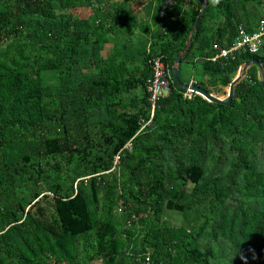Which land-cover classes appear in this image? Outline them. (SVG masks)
Here are the masks:
<instances>
[{"label":"trees","instance_id":"obj_1","mask_svg":"<svg viewBox=\"0 0 264 264\" xmlns=\"http://www.w3.org/2000/svg\"><path fill=\"white\" fill-rule=\"evenodd\" d=\"M201 3L0 0V264H139L147 251L162 264H264L257 67L228 104L172 81L146 123L147 60L170 72L186 42L184 84L224 93L254 58L264 80V36L254 53L207 59L257 28L264 0H206L194 24Z\"/></svg>","mask_w":264,"mask_h":264},{"label":"built area","instance_id":"obj_2","mask_svg":"<svg viewBox=\"0 0 264 264\" xmlns=\"http://www.w3.org/2000/svg\"><path fill=\"white\" fill-rule=\"evenodd\" d=\"M264 36V17L258 21L257 28L251 32H246L241 26L238 27V34L235 41L228 47L219 48L218 52L210 59L215 60L218 57H226L233 55L236 51H247L254 53L260 45L261 38ZM150 68V75L146 79L145 90L147 93V101L149 103V118L150 120L156 101L159 97L164 96L170 89L172 82L170 72L166 64L161 60L160 56H152L147 60ZM193 81L190 80L188 85L184 88L183 96L190 97L192 95H200V92L192 87ZM124 147H129V142L125 143ZM119 152L113 156V165L119 160ZM113 166L111 167V169ZM121 209V205L117 206V210ZM139 264H162L161 262H153L150 259L149 251L144 253L142 260Z\"/></svg>","mask_w":264,"mask_h":264},{"label":"water","instance_id":"obj_3","mask_svg":"<svg viewBox=\"0 0 264 264\" xmlns=\"http://www.w3.org/2000/svg\"><path fill=\"white\" fill-rule=\"evenodd\" d=\"M205 4H206V0H202L201 7H200V9L198 11V14H197L196 18H195V23L194 24H196L197 18L199 16V14L202 12ZM188 44H189L188 42H186L184 44L182 50L174 57L173 63L171 65V67H170V74H171V78H172L173 82L177 86H179L181 88H184L186 86V84H184L183 82H181L178 79L177 70H178V64H179L180 58L186 52ZM251 64H254L258 68V71H259V74H260V84H261L262 88L264 89V80H263V74H262V67H261V64L259 63V61L257 59H255V58L254 59H250L248 61H245V62H243L242 64L238 65L235 68L236 74L230 80V82L228 83V85L226 87L225 100H223L222 98H220V97H218V96H216L214 94H211V93L207 92L203 88L198 87L196 85H192V87L195 88L196 90H198L200 92L201 96L204 97L205 99L209 100V101L216 102V103L228 104L230 99H231L233 86L241 79L242 76H244V73H245L247 67L249 65H251Z\"/></svg>","mask_w":264,"mask_h":264},{"label":"rangeland","instance_id":"obj_4","mask_svg":"<svg viewBox=\"0 0 264 264\" xmlns=\"http://www.w3.org/2000/svg\"><path fill=\"white\" fill-rule=\"evenodd\" d=\"M78 13V12H76ZM140 32L139 28L138 27H135L134 29V35H137L138 33ZM139 61H140V57H137L135 60H134V64L135 65H139ZM225 90V88L223 89ZM213 94L217 95L218 97H222L224 95L223 92H213ZM161 220L163 221V223H165V225H172V226H175L178 221H179V214L176 213L175 211H167V210H163L162 213H161ZM180 221H185V216H180ZM93 264H99V262L97 261H94Z\"/></svg>","mask_w":264,"mask_h":264},{"label":"clouds","instance_id":"obj_5","mask_svg":"<svg viewBox=\"0 0 264 264\" xmlns=\"http://www.w3.org/2000/svg\"><path fill=\"white\" fill-rule=\"evenodd\" d=\"M257 24H258V23H257ZM250 33H251V32H250ZM234 41H235V40H234ZM230 45H231V44H230ZM226 47H228V46H226ZM220 48H221V47H220ZM218 50H219V49H218ZM217 52H218V51H217ZM217 52H216V53H217ZM216 53H214V54H216ZM235 53H236V52H235ZM235 53H234V54H235ZM237 53H238V52H237ZM214 54H213L212 56H214ZM234 54H233V55H234ZM212 56L208 57L207 59H209L210 61H215V60L218 59V58H225V57H218V58H216L215 60H211L210 58H211ZM226 57H227V56H226ZM242 63H243V62H242ZM242 63H240V64H242ZM240 64H239V65H240ZM237 66H238V65H237ZM257 69H258V68H257ZM245 73H246V71H245ZM245 73H244V75H245ZM235 74H236V71H235L233 77L235 76ZM258 74H259V71H258ZM170 76H171V74H170ZM233 77H232V78H233ZM242 77H243V76H242ZM232 78H231V79H232ZM171 79H172V78H171ZM259 79H260V74H259ZM190 80H191V79H190ZM190 80H189V81H190ZM172 81H173V80H172ZM189 81H188V83H189ZM229 82H230V81H229ZM188 83L186 84V86L188 85ZM192 85H194V84H192ZM186 86H185V87H186ZM185 87H184V88H185ZM226 87H227V86L224 87V88H225V90H224V95H223L222 97H220V98H222L223 100H225V96H226ZM209 93L213 94V92H209ZM214 95H215V94H214ZM200 96H201V94H200ZM216 96H217V95H216ZM201 97H202V96H201ZM203 98H204V97H203Z\"/></svg>","mask_w":264,"mask_h":264},{"label":"crops","instance_id":"obj_6","mask_svg":"<svg viewBox=\"0 0 264 264\" xmlns=\"http://www.w3.org/2000/svg\"><path fill=\"white\" fill-rule=\"evenodd\" d=\"M137 6H138V8H140L141 4H138ZM110 49H111V44L110 43L105 44L104 48L101 50V54H103V55L108 54Z\"/></svg>","mask_w":264,"mask_h":264}]
</instances>
